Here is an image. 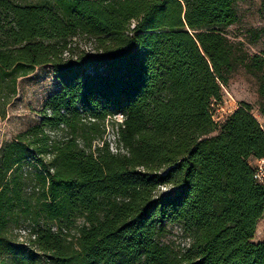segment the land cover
<instances>
[{"label": "trees", "instance_id": "trees-1", "mask_svg": "<svg viewBox=\"0 0 264 264\" xmlns=\"http://www.w3.org/2000/svg\"><path fill=\"white\" fill-rule=\"evenodd\" d=\"M237 21L235 0H0V100L38 66L60 82L0 145V264H264V127L248 102L212 107L264 67ZM170 225L190 245L163 242Z\"/></svg>", "mask_w": 264, "mask_h": 264}, {"label": "rangeland", "instance_id": "rangeland-1", "mask_svg": "<svg viewBox=\"0 0 264 264\" xmlns=\"http://www.w3.org/2000/svg\"><path fill=\"white\" fill-rule=\"evenodd\" d=\"M23 2H37L38 0H22ZM262 0H235V8L238 13V21L228 27L227 33L233 42L239 43L241 48L249 54L248 61H253L254 56L264 59V36L255 40L252 32L260 30L264 26V14L261 11ZM82 48H88L93 52V43L85 37L78 38ZM264 74L262 70H249L241 64L230 75L226 84H222L221 100H213L212 107L217 121L222 122L230 113L240 107L243 102L252 106V111L264 127V116L260 112L261 96L259 92V76ZM60 82L56 78L50 65L36 67L30 74L22 76L17 82V91L9 93L0 100V145L13 139L16 134L26 130L37 123L40 118V110L43 108L46 98L59 89ZM121 118V116H119ZM107 138L114 141L113 126L110 122ZM115 149V144L113 145ZM261 159L251 158L250 163L260 168ZM264 172V166H263ZM22 237L28 236V229L18 230ZM187 237L183 235L181 227L169 226V231L163 242H174L177 247L187 245ZM255 242L264 241V218L258 223Z\"/></svg>", "mask_w": 264, "mask_h": 264}, {"label": "built area", "instance_id": "built-area-1", "mask_svg": "<svg viewBox=\"0 0 264 264\" xmlns=\"http://www.w3.org/2000/svg\"><path fill=\"white\" fill-rule=\"evenodd\" d=\"M263 164H261L260 168H257L256 171V177L259 178L261 181H264V172H263V166H264V158L260 160ZM180 227V226H179ZM187 245H190L191 238L187 237Z\"/></svg>", "mask_w": 264, "mask_h": 264}]
</instances>
